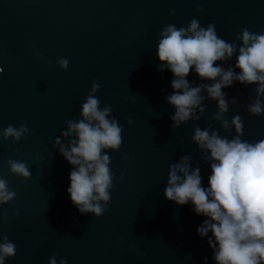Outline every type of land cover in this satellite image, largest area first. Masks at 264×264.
<instances>
[{"label": "water", "instance_id": "95a60500", "mask_svg": "<svg viewBox=\"0 0 264 264\" xmlns=\"http://www.w3.org/2000/svg\"><path fill=\"white\" fill-rule=\"evenodd\" d=\"M193 19L202 28L214 24L218 37L236 45L214 66L239 73L238 37L244 28L264 33V0H0V178L16 193L0 204L8 218L0 221V244L6 235L16 245L5 264H49L50 257L57 264L62 258L67 264H205L204 257L217 264L208 237L197 233L207 217L191 201L179 205L164 196L169 166L189 157V172L199 168L208 187L218 161L193 139L196 128L231 140L239 135L232 124L239 115L241 140L256 143L264 139V114H250L249 105L259 98L264 110V94L257 97L258 83L234 79L221 89L227 110L216 119L218 101L201 87L191 117L174 126L176 108L167 97L176 77L166 63L160 70L157 48L167 25L187 28ZM62 57L69 60L66 70L58 64ZM186 79L199 87L220 77L202 79L193 66ZM94 81L101 87L92 92ZM89 95L100 110L110 108L106 118L122 129L119 149L101 151L113 180L99 217L72 203L67 188L76 166L56 143L59 138L70 150L77 137L63 135L67 121L83 119ZM22 124L28 131L19 140L5 139V128ZM9 159L25 162L31 176L12 173Z\"/></svg>", "mask_w": 264, "mask_h": 264}, {"label": "clouds", "instance_id": "9594fccd", "mask_svg": "<svg viewBox=\"0 0 264 264\" xmlns=\"http://www.w3.org/2000/svg\"><path fill=\"white\" fill-rule=\"evenodd\" d=\"M161 36L157 48L158 58L162 62L160 70L163 71L166 63L176 77L171 81L174 91L167 97V101L176 108L171 117L174 126L191 117L192 108L203 99L198 95L201 87L218 101L220 112L216 114V119H220L227 110L224 99L227 93L221 89L231 86L234 79L241 84L258 83L257 97L264 94V33H252L247 28L242 30L238 38L243 46L239 48L235 65L240 69L239 73L232 68L225 71L214 66V62L225 59L226 55L231 57L236 45L218 37L212 23L206 28L200 27L196 19L187 28L169 24ZM58 64L66 70L69 60L59 58ZM193 66L200 78L215 80L219 76L220 80L212 85L189 87L186 77ZM99 87L101 85L94 81L92 92ZM99 103L97 98L89 95L82 105L83 119L67 121L68 129L63 135L67 137L75 132L77 137L70 141V150L59 138L56 140L64 158L76 166L69 173L70 186L67 188L72 203L79 212H92L97 217L103 215L108 207L111 200L108 190L113 180L108 167L109 156L101 155V151L106 148L119 149L122 143L121 127L115 119L110 121L106 118L110 108L100 110ZM249 113L264 114L259 98L249 105ZM93 121L98 123L94 124ZM129 123L132 121L129 120ZM232 124L239 135L231 140L220 138L216 132L209 136L207 130L202 131L198 127L195 130L193 139L201 148L210 150L211 158L218 161L211 164L209 186L201 185L199 168L189 172V157L183 156L179 163L169 166L164 196L179 205L191 201L194 212L207 217L197 227V233L201 237H208L207 242L213 249L217 264H264V139L256 143L242 141L241 117L235 116ZM223 126L225 129L230 127L226 120ZM27 131L26 125L22 124L20 130L9 125L4 129V137L12 136L19 140ZM8 163L12 173L22 177L31 176L25 162L9 159ZM15 195L14 191L8 189L7 181L0 178V204L11 201ZM100 201L105 204L102 206ZM0 221L8 222L7 213H0ZM209 231L212 236H208ZM3 240L4 243L0 244V264H5L6 258L16 254V245L8 236L4 235ZM204 260L206 264L208 257H204ZM49 264H57L55 257L49 258ZM59 264H67L66 259L62 258Z\"/></svg>", "mask_w": 264, "mask_h": 264}]
</instances>
